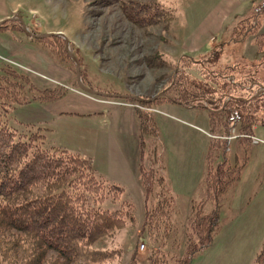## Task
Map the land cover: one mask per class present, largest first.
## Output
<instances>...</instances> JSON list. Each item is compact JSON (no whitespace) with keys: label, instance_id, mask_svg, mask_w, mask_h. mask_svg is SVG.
I'll use <instances>...</instances> for the list:
<instances>
[{"label":"rangeland","instance_id":"374dc122","mask_svg":"<svg viewBox=\"0 0 264 264\" xmlns=\"http://www.w3.org/2000/svg\"><path fill=\"white\" fill-rule=\"evenodd\" d=\"M138 1L146 4L153 2ZM138 1H3L8 13L21 16L27 27L40 30L42 34L47 33V36L55 32L64 34L68 40V50L79 63L80 77L82 74L84 76L85 81L81 80V83L95 93L78 87L68 70L54 61L57 68L64 69L63 72L69 75V81L37 72L3 54H0V67L10 64L40 77L50 84V88H65V94L74 91L81 96L116 105L124 112L132 109V119L138 124V153L141 138L139 118H147L145 123L148 132L143 133L142 137L145 143L142 149L145 157L143 168L158 173L164 179L162 184L154 186L152 194L156 191L173 198L168 236L165 239L162 236L165 246H161L168 252L169 264H173L174 258L179 257L186 246L198 239L191 234L193 209L200 206L201 213L210 214L216 205L218 219L211 241L192 257L189 264H255L256 255L264 241V118L261 119L264 114L260 110L254 112L258 123L248 137L252 140L242 142L236 138L240 125L238 112L233 113L230 123L225 113L213 114L215 110L205 102L187 106L178 102L160 101V95L166 91L171 94L170 89L178 75L181 77V73L196 78L201 76V67L194 63L208 60L211 52L220 47L222 49L211 54L212 58L208 63L205 62L208 68L219 70L218 76H223L215 82H208L215 91L213 96L225 97L223 105L226 104L231 97L224 96L228 92L225 82L240 84L241 92L251 94L264 89V42L258 37V29H250L246 36L238 39L241 20L253 24L255 19L261 26L260 31H263L264 0H175L173 15L160 14L156 20L143 19L139 23L136 18L141 12L133 7L134 2ZM151 6L145 11L150 12ZM156 6L161 13L163 9L159 4ZM131 10L137 22L129 18ZM4 19L0 17V21ZM9 32L1 33L9 34L11 38L26 39L19 30ZM21 42L26 44L33 41L27 39ZM185 57H188L187 62ZM69 59L63 58V62L74 66L75 62L70 56ZM248 78H252L253 84L247 83ZM236 91L241 93L239 89ZM206 97L212 99V96ZM39 112L38 102L32 101L16 106L12 113L1 114L17 131L28 133L29 130L42 128L28 122L34 117L37 118L32 121L42 120L44 116L39 115ZM77 130L84 134V128ZM227 134L230 136H225ZM218 142L225 143V147ZM52 143L46 135L45 146ZM65 143L66 147L81 156L90 155L91 143L82 135ZM202 144L206 146L202 168L199 174L194 173L187 183H183L179 177L181 172L199 171L197 162L200 161ZM223 160L227 168L237 167L240 175L232 186L227 187L215 205L208 198L211 192L207 191L206 167L210 165L216 168ZM94 174L100 178L95 171ZM152 199L154 197L149 201L152 202ZM122 200L131 203L133 220L114 235H107L94 242L93 247L120 249L117 264H129L134 253L139 264H146V256L157 243L148 237L146 230L144 232L141 229L145 196L135 187H130L120 194L119 200H105L102 206L115 209ZM141 243L144 248L139 247Z\"/></svg>","mask_w":264,"mask_h":264},{"label":"trees","instance_id":"16d2710c","mask_svg":"<svg viewBox=\"0 0 264 264\" xmlns=\"http://www.w3.org/2000/svg\"><path fill=\"white\" fill-rule=\"evenodd\" d=\"M173 2L175 0H153L149 4L143 1L134 2L135 10L141 12L136 20L139 23L143 19L156 20L160 14L173 15L175 12ZM156 4L163 9L161 13ZM150 5H152L150 12L145 11ZM262 7L264 10V3ZM133 15L134 12L131 10L129 16L131 20H135ZM253 21H255L253 24L245 20L240 21L241 31L238 30V39L246 36L250 29H258V37H261L263 43L264 32L260 31L261 26L258 22L255 19ZM27 29L34 34H42L40 30H35L31 26ZM6 30H19L26 39L45 49L57 64L68 70L77 85L75 65L69 66L63 62V58L69 59V56L62 36L30 37L22 31L19 21L9 18L0 23V32ZM221 49V47L214 49L211 54L214 55ZM211 54L206 60L207 63L212 58ZM206 61L193 62L199 64L203 71L199 79L188 73L186 74L190 77L181 73V77L178 75L170 89L171 94H167L166 91L159 96L160 101L178 102L187 106L205 102L208 107L215 110L213 114L225 113L230 123L233 113L238 112L240 125L236 138L242 142L251 141L252 139L248 137L253 132L254 125L258 123V117L254 112L260 110L264 114V92L257 96L255 91L253 94L243 91L247 92L244 94L239 88L240 84L225 82L228 92L224 96L231 98L223 105L226 98L213 96L215 91L208 83L222 79L223 76H218L219 70L208 68ZM83 77L82 74L81 80L85 81ZM248 79L247 83H252V78ZM88 84L90 86V83ZM237 89L241 93H237ZM66 91L61 87L38 88L26 71L10 64L0 67V264H117L120 249L95 248L93 243L107 235H114L117 230L133 220L131 203L128 201L122 200L115 209L102 206L105 200L112 202L119 200L123 188L97 177L89 158L63 147L45 146L44 128L22 133L8 124L5 116L1 114L12 113L16 106L32 101L58 100ZM206 96H212V99ZM239 96L243 99H239ZM144 118L142 116L139 118L141 138L137 160V171L145 196L144 222L141 229L144 232L146 230L148 237L157 243L146 256V264H169L168 252L161 246H165L162 236L164 239L168 236L173 198L156 191L152 194L154 186L162 184L164 179L158 173L143 168L145 157L142 149L145 143L142 137L143 133L148 132L145 123L147 118ZM263 118L264 116L261 117ZM152 129L154 132V128ZM218 144L225 147V143ZM224 161L216 168L210 165L206 167L207 191L211 192L208 198L212 199L215 205L227 187L232 186L240 175L237 167L227 168ZM151 197H154L152 202L149 201ZM217 206L210 214L201 213L200 206L193 209L191 234L198 239L187 244L184 252L174 258L173 264H189L196 253L209 245L218 219ZM170 242L172 244V240ZM254 263L264 264V241ZM129 264H139L135 253Z\"/></svg>","mask_w":264,"mask_h":264},{"label":"crops","instance_id":"0c3cea01","mask_svg":"<svg viewBox=\"0 0 264 264\" xmlns=\"http://www.w3.org/2000/svg\"><path fill=\"white\" fill-rule=\"evenodd\" d=\"M3 1L5 0H0V17L9 18L11 14L8 13L9 10L6 9ZM5 32L10 34L9 31ZM9 34L4 35L0 32V54L11 56L37 72H43L55 79L65 80V82L70 80L69 75L63 72L64 69L57 68L53 64L55 61L51 56L49 58L45 49L33 42L24 44L21 41L27 39L11 38ZM30 76L36 87L50 88V84L41 80L40 77ZM117 107L81 96L73 91L55 101L38 102L39 115L44 117L42 120L32 121L37 118L34 117L28 122L42 126L45 139L47 135L53 145L68 150L71 149L64 145L67 144L65 142L82 135L91 143L90 155L87 158L90 159L91 166L98 176L121 185L124 191L135 187L140 194H143L137 171L138 124L132 119V109L124 112ZM81 128L85 129L84 134L77 130ZM205 150L206 146L202 144L200 161L197 162L199 171H184L179 174L183 183H187L194 173L199 174Z\"/></svg>","mask_w":264,"mask_h":264},{"label":"water","instance_id":"95a60500","mask_svg":"<svg viewBox=\"0 0 264 264\" xmlns=\"http://www.w3.org/2000/svg\"><path fill=\"white\" fill-rule=\"evenodd\" d=\"M9 19H15V20H17V21H19L20 22V27H21V29H22V31L25 33V34H27L28 36H30V37H44V36H47L48 34L46 33H44V34H34V33H32V32H30L28 29H27V27H26V24L23 22V20H22V18H21V16H19V15H16V16H11V17H9ZM2 21H4V20H1L0 21V23L2 22ZM54 35H61L63 38H64V40H65V50L68 52V55L70 56V58L75 62V72H76V81H77V83H78V85H79V87L82 89V90H85V91H87V92H90V93H95L92 89H90L89 87H87V86H85L84 84H82L81 83V77H80V71H79V63H78V61H77V59H76V57L74 56V54L72 53V52H70L69 50H68V48H67V44H68V40H67V38L64 36V34H62L61 32H55V33H53ZM264 89H260L257 93H256V96L260 93V92H262ZM163 93V92H162ZM161 93V94H162ZM105 95H107V94H105ZM137 98V97H136ZM138 99V98H137Z\"/></svg>","mask_w":264,"mask_h":264},{"label":"built area","instance_id":"2783aa9c","mask_svg":"<svg viewBox=\"0 0 264 264\" xmlns=\"http://www.w3.org/2000/svg\"><path fill=\"white\" fill-rule=\"evenodd\" d=\"M139 247H140V248H144V244L141 243V244L139 245Z\"/></svg>","mask_w":264,"mask_h":264},{"label":"flooded vegetation","instance_id":"af4514ba","mask_svg":"<svg viewBox=\"0 0 264 264\" xmlns=\"http://www.w3.org/2000/svg\"><path fill=\"white\" fill-rule=\"evenodd\" d=\"M262 92H264V90H263ZM262 92H260V93H262ZM260 93H259V94H260Z\"/></svg>","mask_w":264,"mask_h":264}]
</instances>
